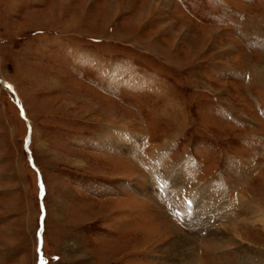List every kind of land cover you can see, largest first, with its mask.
<instances>
[{
    "label": "rangeland",
    "instance_id": "374dc122",
    "mask_svg": "<svg viewBox=\"0 0 264 264\" xmlns=\"http://www.w3.org/2000/svg\"><path fill=\"white\" fill-rule=\"evenodd\" d=\"M262 219L264 0H0V264H264Z\"/></svg>",
    "mask_w": 264,
    "mask_h": 264
},
{
    "label": "bare ground",
    "instance_id": "6f19581e",
    "mask_svg": "<svg viewBox=\"0 0 264 264\" xmlns=\"http://www.w3.org/2000/svg\"><path fill=\"white\" fill-rule=\"evenodd\" d=\"M123 138L126 139V137H124V136H123ZM125 139L122 142H118V140H120V139L118 138V135H117V137L115 138L116 141H114V142L116 143L117 147L123 148V150L124 149L126 151L133 150V147L136 146V143L134 141H133V143L132 142L129 143L127 140L125 141ZM256 169H257V167L254 164H251L250 167L247 170V172H248L247 175H253L255 173ZM172 175H173V173L167 174V175L163 174V177H164L165 181L169 185H170V182L172 183V179L169 176L172 177ZM186 177H187V175H184L183 180H182V177L179 178V182L185 184V185H182L180 188H182L184 190L187 189L188 191H190L193 188L194 184L193 183L191 184L189 182L186 183ZM221 187H222L221 184L217 183V188L218 189H215V191H216V193H218L217 194L218 196L221 195L220 194L221 191H219L221 189ZM222 192L224 194V190H222ZM202 195H212V194L207 189ZM225 198H226L225 195H223L221 197H217V196L214 197L213 196V202H211V203L210 202L203 203V204L197 206V208L202 210V211H205V210L212 211V209L215 208L218 212H221V214H223V216H221V214H218L219 217L221 218L220 219L221 220V224H222L221 226H222V228L224 227L223 230H221V231L218 230V231L213 232L212 236L210 238L218 239L220 234H223V233L225 234L226 232H232V233L235 234L236 233L235 231H237V230L236 229H232V228H235V227H230V225H234L235 226L242 219H245L244 221H248L250 223L252 222L254 224H256V221H257L256 219H258L256 214H257V211H259L258 210L259 208H257V206H252V204H251L250 207H248L247 205H246L247 207L245 205H241V203H239V201L235 200V199H237L236 197L234 199L235 201H233L232 203H228V208H227V212H226V210L224 209V206H223V205H225ZM244 201H245V203H249L250 202V201L246 202L245 199H244ZM259 216H260V214H259ZM258 221H260V220H258ZM260 222L264 225V220L263 219ZM195 230H196L195 233H192L191 235H186V236L195 237L196 235H199V236H201L204 239H209V238H205L203 236L204 233H202L201 230H199V229H195ZM207 230L209 231L210 229H207ZM180 240L172 242L169 245V247H167V248L172 250V251L175 250V249H177V250L181 249L182 250V246H183V248H184V246L186 248H188L186 245L191 243L190 238H186L185 240H182V239H180ZM188 250H189V248H188ZM182 252H183V250H182ZM189 254H191L190 250H189Z\"/></svg>",
    "mask_w": 264,
    "mask_h": 264
},
{
    "label": "snow or ice",
    "instance_id": "6c2138e0",
    "mask_svg": "<svg viewBox=\"0 0 264 264\" xmlns=\"http://www.w3.org/2000/svg\"><path fill=\"white\" fill-rule=\"evenodd\" d=\"M42 187V190H43V185L41 186ZM43 210V209H42Z\"/></svg>",
    "mask_w": 264,
    "mask_h": 264
},
{
    "label": "crops",
    "instance_id": "0c3cea01",
    "mask_svg": "<svg viewBox=\"0 0 264 264\" xmlns=\"http://www.w3.org/2000/svg\"><path fill=\"white\" fill-rule=\"evenodd\" d=\"M164 175H167V174H164ZM178 189H180V187Z\"/></svg>",
    "mask_w": 264,
    "mask_h": 264
}]
</instances>
